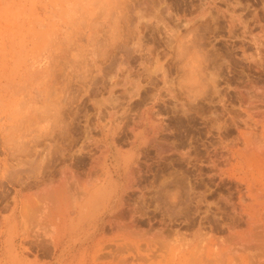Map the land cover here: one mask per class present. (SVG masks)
Wrapping results in <instances>:
<instances>
[{"label": "rangeland", "instance_id": "374dc122", "mask_svg": "<svg viewBox=\"0 0 264 264\" xmlns=\"http://www.w3.org/2000/svg\"><path fill=\"white\" fill-rule=\"evenodd\" d=\"M223 1L0 0V243L15 245L25 264H264V256L227 230V223L264 221V123L261 113L256 116L264 108L258 101L264 99V17L246 16L256 23L243 22L244 0H234L237 7ZM249 28L252 35L243 33ZM252 62L263 70L260 64L255 68L261 74L255 68L257 73H246L255 74L250 85L241 89L223 80V72ZM217 65L223 68L219 73ZM213 86L230 90L235 99L252 95L234 101L231 95L219 97L223 93ZM254 88L262 94L255 95ZM253 95L263 107L257 114L247 105ZM219 98L234 103L228 108L232 102L225 106ZM220 107L244 109L247 121L256 114L251 121L257 129L241 119L242 112L232 110L227 118L229 111L222 116ZM237 114L245 121L236 123ZM203 149L210 153L203 157ZM119 155L133 162L141 189L125 198L121 211L107 209L115 204L110 199L70 231L83 186L120 183ZM211 155L216 161L207 164ZM41 199L49 202V211ZM135 211L151 219V227L142 226L148 240L136 252L119 250L96 262L85 255L101 216L107 221L123 212L127 221ZM57 215L66 228L60 232L62 256L50 247ZM185 216L193 221L190 228L179 225ZM105 233L113 237L116 230L106 225Z\"/></svg>", "mask_w": 264, "mask_h": 264}, {"label": "bare ground", "instance_id": "6f19581e", "mask_svg": "<svg viewBox=\"0 0 264 264\" xmlns=\"http://www.w3.org/2000/svg\"><path fill=\"white\" fill-rule=\"evenodd\" d=\"M215 1V0H214ZM222 2H224L223 0H221ZM227 1V0H226ZM225 1V3H226V5H228V3L229 2H226ZM230 1V0H229ZM243 1V0H242ZM241 1V2H242ZM236 2V4H237V0L235 1ZM235 2H234V0H233V3H234V5L237 7V5L235 4ZM243 2H245V6L244 5H242V9H240V10H242L241 11V13H243V14H241L240 12V17H244V18H242V19H244L243 20V22L244 21H246V20H249L250 18H252V20H253V18H255L256 20L258 19V15L259 14H261L262 15V17H264V0H244ZM250 2H251V4H250ZM253 2H255V3H257L256 5H258L259 6V4H260V8L258 7V6H256ZM213 3V2H212ZM216 3V2H215ZM240 3V2H239ZM255 5V7H254V5ZM241 4H243V3H241ZM241 4H238L239 5V7L241 8ZM253 5V6H252ZM252 7H254V8H252ZM256 7H258V8H256ZM238 11H239V8H238ZM234 12V11H233ZM233 12H232V14H233ZM234 13H236V11L234 12ZM239 13H237V14H239ZM243 15V16H242ZM233 16H235V15H233ZM246 16H249L250 18L249 19H247L246 18ZM239 17V16H238ZM238 17H235V18H238ZM231 17H229V19H230ZM234 18V17H233ZM232 18V19H233ZM245 18H246V20H245ZM254 19V20H255ZM235 20V19H234ZM234 20H231L232 22L231 23H233V22H235ZM239 20H240V18H239ZM239 20H236V22L237 21H239ZM251 20V22L253 23L254 21H252ZM260 20V19H259ZM263 21H264V19H262ZM240 21H242V20H240ZM258 21V20H257ZM262 21V23H264ZM243 22H239V23H243ZM248 22H250V20L248 21ZM247 21H246V23H248ZM250 22V23H251ZM229 23H230V21H229ZM228 23V24H229ZM255 23H256V21H255ZM255 23H253V24H255ZM257 23H260V22H257ZM261 23V24H262ZM234 24V23H233ZM232 24V25H233ZM244 24V23H243ZM252 24V25H253ZM229 25H231V24H229ZM231 25V26H232ZM235 25V24H234ZM237 25L239 26V24H238V22H237ZM263 25V24H262ZM236 26V25H235ZM242 26V25H241ZM245 26V25H244ZM254 26V25H253ZM257 26V25H256ZM259 26H261V25H259ZM264 26V25H263ZM263 26H261V27H263ZM230 27V26H229ZM228 27V29H230V28H232V27H230L229 28ZM242 28H243V30L246 28V27H243L242 26ZM264 28V27H263ZM240 29H241V27H240ZM252 29L254 30L255 28H253L252 27ZM232 30H234L233 28H232ZM230 31V33H232L233 31ZM249 30L250 31H244L243 33H249V35H252V34H250L252 31H251V29L249 28ZM256 30V29H255ZM257 30H259V29H257ZM256 30V31H257ZM262 30V29H261ZM263 31V30H262ZM261 31V32H262ZM229 32V31H228ZM227 32V33H228ZM229 33V34H230ZM264 43V42H263ZM259 44V43H258ZM257 44V45H258ZM242 54H244V53H242ZM244 58V57H243ZM246 60H247V58H245ZM252 61V60H251ZM257 61V60H256ZM255 60L253 61V62H255V64L256 63H258V61L256 62ZM253 62L251 63V65H250V63L248 64V66H244V67H240V69H238V70H232L231 71V66L232 67H234L235 66V64H234V66H233V64L230 66V72H228L227 70H229L228 68H227V70H226V68H225V70H222V71H227V72H223V73H225V74H227V76H223V77H226V78H224L223 79V77H222V79L227 83V84H230V83H235V85L237 86V87H240L241 88V86H243V84H248L249 82H250V78H252L255 74H253V73H251V74H253V76L249 73V74H246V73H248V72H250L251 70H252V72L254 71L253 69L255 68V67H257L258 65H260V64H257V66H255V67H253ZM232 63V62H231ZM246 65V64H245ZM262 65V64H261ZM260 65V68L262 69V67H263V65L261 66ZM251 66V67H250ZM220 66L219 65H217V67H215V71L217 72L218 71V69H223V68H219ZM228 67H229V65H228ZM236 67H237V65H236ZM238 67V68H239ZM253 67V68H252ZM259 67V66H258ZM260 68H258V69H256V70H259ZM217 69V70H216ZM237 69V68H236ZM263 70V69H262ZM221 71V70H220ZM219 71V72H220ZM219 72H217V73H219ZM254 72H256V71H254ZM259 72H260V70H259ZM263 72V71H262ZM257 73V72H256ZM220 74H222V72L220 73ZM260 74H261V72H260ZM223 75V74H222ZM222 75H218V77L217 76H214V77H216V78H221L220 76H222ZM257 75L258 74H256V77H257ZM262 75H263V73H262ZM261 75V76H262ZM250 76H252V77H250ZM250 77V78H249ZM255 77V76H254ZM257 78H260V77H257ZM257 78H255L257 81H258V79ZM262 78V79H261ZM260 78V80H263V76ZM249 79V80H248ZM254 79V78H253ZM218 80V79H217ZM219 80H221V79H219ZM211 81H213V82H215L216 80L214 79L213 80V78H212V80ZM253 82H255L254 80H252ZM217 82V81H216ZM215 82V83H216ZM222 82V81H221ZM225 82H223V84L225 83ZM259 82V81H258ZM262 82H264V81H261V83ZM260 83V82H259ZM217 84V83H216ZM222 84V83H221ZM220 84V85H221ZM250 84H251V82H250ZM250 84H248V85H250ZM264 83H262L261 85L260 84H258V85H260L261 86V88L264 90V87L262 86ZM218 85H219V83H218ZM219 85V86H220ZM226 84H224V85H222L223 87H226L225 86ZM252 85H256L257 86V84H255V83H253ZM217 86V85H216ZM236 86H234V87H236ZM247 86V85H246ZM256 86H254V87H256ZM214 87V86H213ZM250 87V86H249ZM249 87H244V88H246V90L249 88ZM259 87V86H258ZM214 88H217L215 91L217 92V94L219 95V93H223V92H220L219 90H218V88L219 87H214ZM220 88H222V87H220ZM232 86L230 87V89H231V91H234V90H232ZM240 88H235V90L236 89H240ZM243 88V87H242ZM241 88V89H242ZM260 88V87H259ZM252 89H253V86H252ZM255 90H256V88H254ZM226 90L227 89H225V93H226V95H224L225 93H223V95L221 94V96H219V97H223V96H232V93L233 92H231V93H228V92H230V90H228L227 92H226ZM245 90V89H244ZM244 90H243V92H244ZM250 90V89H249ZM254 90V92H255V95H256V92H258L259 91V94L261 95L262 93H260V90L259 89H257L256 91ZM219 91V92H218ZM222 91H223V89H222ZM248 91V90H247ZM251 91H253V90H251ZM237 92H239L238 90H237ZM237 92H236V94H237ZM242 92V91H241ZM242 92V93H243ZM261 92H263V91H261ZM248 93H250V92H248ZM246 94V93H244V96L246 97V95H247V97H248V95H249V98L251 97L250 95H252V93H250V94ZM216 94V93H215ZM227 94H229V95H227ZM234 94H235V91H234ZM235 94V95H236ZM217 95V96H218ZM234 95V97H236ZM239 95H241V93L240 94H238V96ZM243 95V94H242ZM242 95L240 96L241 98H244V96L242 97ZM230 96V97H231ZM264 95L262 94V96L261 97H263ZM239 97V98H240ZM246 97V98H247ZM254 99L255 98H257V97H254V95L252 96ZM218 98V97H217ZM232 98H233V96H232ZM239 98H233V99H235L234 101H236L237 99H239ZM241 98H240V100H241ZM245 98V99H246ZM249 99L248 100V102L249 101H253L254 102V99ZM259 99H260V97H258ZM219 99H221V98H219ZM230 98H228V100H229ZM248 99V98H247ZM221 100H223V98L221 99ZM243 100V99H242ZM261 100V101H260ZM260 100H258L259 102H261L262 103V101H264V99H260ZM233 100H231V101H229V102H232ZM237 101H239V100H237ZM245 101L246 100H243V102L245 103ZM255 101H256V99H255ZM218 102V101H217ZM222 104H224L225 102H226V99H225V102H224V100H223V102L222 101H220ZM220 102H218V103H220ZM228 102V101H227ZM228 102V103H229ZM242 102V103H243ZM247 101H246V103H248ZM253 102H249V104H247V105H249L250 107H246L247 108V112H248V114L250 113L249 111V108L251 109V110H254L255 112H256V110H257V112H259L258 114H257V112H256V114H254V115H256V116H258V115H260V113H261V118H259V117H256L257 119V121H258V119L260 120V122H262V123H264V115H263V112H261L264 108V104H262V106H260L261 105V103H258L257 101H256V103H258V106H257V108L258 107H260V108H256V105H255V103H253ZM228 103H226V104H228ZM234 102H232V103H230V104H228V108H229V105L231 106V104H233ZM240 103H241V101H240ZM243 103V104H244ZM245 103V104H246ZM264 103V102H263ZM226 104H224L225 106H226ZM237 104H239V102L237 103ZM254 104V105H253ZM260 104V105H259ZM223 105V106H224ZM242 105V104H241ZM219 106H221V105H219ZM255 106V107H254ZM222 107V106H221ZM220 107V108H221ZM256 108V109H254V108ZM263 109H262V108ZM219 108V107H218ZM227 108V109H228ZM232 108V107H231ZM233 108H234V106H233ZM240 108H242V107H240ZM239 107H238V109L237 110H239L240 109ZM224 108H221V112H228V114L227 113H224L222 116H224L225 114L226 115H228V117L227 118H230L229 116H231L230 114H232V113H230L232 110L231 109H229L228 111H225V109L223 110ZM259 109H262V110H259ZM244 110V109H243ZM242 110V111H243ZM249 110V111H248ZM259 110V111H258ZM236 111V110H235ZM242 111H240V112H242ZM254 111H252V112H254ZM233 112H234V110H233ZM237 112H239V111H236V112H234V113H237ZM239 112V113H240ZM241 115L243 114V112L242 113H240ZM240 114L238 115V116H236V119H235V117H234V121H236V123H239L240 122V120L241 119H245L246 120V122H248L249 123V121H250V123L249 124H251V126L253 127V126H255V124H253L252 125V121H251V119L253 118V116L254 115H252L251 113H250V116H252V117H250L251 119H249L248 118V116H247V118H248V120L249 121H247V119H246V116H245V114H247V113H244L243 115H244V117L242 118L241 116H240ZM242 115V116H243ZM262 115H263V117H262ZM239 116L241 117V119L239 120L238 118H239ZM232 117V116H231ZM238 117V118H237ZM227 118H225V119H227ZM254 119H255V117H254ZM239 122H238V121ZM245 120H241V122H244ZM255 120V121H256ZM231 121V120H230ZM254 121V122H255ZM245 122V123H246ZM259 122V121H258ZM230 123H232V122H230ZM235 123V124H236ZM247 123V124H248ZM224 124V123H223ZM222 124V126H224ZM234 124V125H235ZM240 124H242V123H240ZM239 125V124H238ZM129 125H127V127H128ZM242 126V125H241ZM243 127H244V124H243ZM243 127H239L240 129H242ZM238 128V129H239ZM259 128V127H258ZM235 129V128H234ZM255 129H257L256 128V126H255ZM226 130V129H225ZM236 130V129H235ZM228 131V130H227ZM231 131V130H230ZM224 132H226V131H224ZM229 132V131H228ZM236 132V131H235ZM257 132V131H256ZM260 132V131H259ZM118 133V132H117ZM230 133V132H229ZM248 133H249V131H248ZM247 133V134H248ZM253 133V132H252ZM251 133V134H252ZM262 133H264V132H262ZM227 134V133H226ZM230 134H232V133H230ZM246 134V133H245ZM250 134V136H251V139H250V141H252V137H255L256 136V133L254 132V136H252ZM123 135V134H122ZM238 136V135H237ZM248 137V136H247ZM239 138V137H238ZM257 138H258V136H257ZM261 138V137H260ZM263 138H264V136H263ZM259 139V138H258ZM262 139V138H261ZM255 140V139H254ZM260 140V139H259ZM258 140V141H259ZM122 141V140H121ZM200 141V140H199ZM233 142L234 143H238V142H240L241 143V141H240V138L238 139V142L236 141V140H233ZM234 143H232V144H234ZM240 143H239V146H240ZM248 143V142H247ZM251 143V142H250ZM122 144H124V142L122 143ZM211 144H209V149H210V147L212 146H210ZM231 145V143L229 144V146L228 147H231L230 146ZM252 145V144H251ZM207 146V145H206ZM206 146H204V147H206ZM234 146H235V144H234ZM117 147V146H116ZM121 147V146H120ZM196 147H198V146H196ZM196 147H194V148H196ZM208 147H206V148H208ZM244 147V146H243ZM249 147H251V146H247V149H250ZM261 148V145L260 146H258V149L260 150V148ZM206 148H204V149H206ZM213 148H214V146H213ZM216 148V147H215ZM213 149V151L215 150L216 151V149ZM234 148V147H233ZM246 148V147H245ZM253 148H255V146L253 147ZM198 149H199V147H198ZM201 149V148H200ZM204 149H203V151H204ZM242 149V148H241ZM257 149V150H258ZM196 150V154H198L197 153V149H195ZM223 150H225V149H223ZM251 150V149H250ZM258 150V151H259ZM172 151H174V150H172ZM199 151V150H198ZM206 151V150H205ZM205 151L204 152H202V156L204 157L205 155H208L207 153H205ZM212 151V150H211ZM219 151V150H218ZM221 151H222V149H221ZM249 151V150H248ZM195 152V151H194ZM208 152V151H207ZM217 152V151H216ZM216 152H214V153H216ZM224 152H227V150H225ZM255 152H256V149H255ZM119 153V152H118ZM201 153V152H200ZM213 153V154H214ZM223 154L224 155V153L223 152H219V154ZM228 153V152H227ZM226 153V155H222L223 156V158H228L229 156V154H227ZM260 154H262L261 153V151L259 152ZM195 154V155H196ZM205 154V155H204ZM256 154V153H255ZM259 154V155H260ZM191 155V154H190ZM190 155L188 156V154H187V156L190 158ZM199 155V154H198ZM263 155V154H262ZM182 156H184V157H186L185 156V154L184 155H182ZM197 156V155H196ZM212 156V157H211ZM210 157L211 158H207V159H205L206 161L208 160V162H207V164H211L212 162V159H214L213 157H215V155H211ZM221 156V155H220ZM228 156V157H227ZM130 157V156H129ZM187 157V158H188ZM217 157V156H216ZM243 157V156H242ZM92 158V157H91ZM90 158V159H91ZM183 158V157H182ZM225 158V159H226ZM61 159V158H60ZM94 159V158H93ZM221 160L222 158H218L217 157V162H218V160ZM229 159V158H228ZM236 159V158H235ZM241 159V158H240ZM244 159V158H243ZM251 159V158H250ZM250 159H249V161H250ZM117 162H116V164H115V170L116 171H118L120 174H119V180L118 181H120V183L118 184L116 181L115 182H113V181H111V180H109V182H108V184L107 185H105L104 183H101V181H99L98 183L100 184V185H98L97 187L96 186H94V188L93 187H90V184L89 185H85V186H83L82 187V189L81 190H79L80 191V193L82 194L81 196L82 197H80L78 200L76 199V201H75V206H76V209H74L75 210V216H74V219L72 220V221H74L73 222V224H72V226L70 227V231H72V230H75L76 228H77V226L80 224V223H82V222H84L85 220H91V218H93L94 217V211H96V209H98V210H100L99 212H101V210L102 209H104V208H106V204L108 203V201L110 200V199H114V198H116V200H114V207L113 208H110V207H108L107 209H115V210H117L118 209V211H121L120 209H124V207L123 206H125V198L127 197V196H130V195H132V194H134V192H137L139 189H141L139 186V184L136 182V175H137V171H135V168L133 167V162L130 160V159H128L127 157H125V156H121V155H119V156H117ZM211 160V161H210ZM232 160V159H231ZM242 160V159H241ZM264 160V159H263ZM206 161H205V163L204 164H206ZM214 161H216V159H214L213 160V162ZM222 161H223V159H222ZM221 161V164H223V162ZM227 161V160H226ZM95 162V160L93 161V163ZM196 162L198 163V161H197V159H196ZM200 162H202V161H200ZM246 162V161H245ZM189 163V162H188ZM218 163H220V162H218ZM230 163H232V162H230ZM199 164V163H198ZM207 164H206V166H207ZM194 165V164H193ZM192 165V166H193ZM200 165V164H199ZM218 165H220V164H218ZM245 165V164H244ZM211 166V165H210ZM90 167V166H89ZM93 167V166H92ZM221 167V166H220ZM194 168H196V167H194ZM201 168V167H200ZM199 168V169H200ZM209 168H212V167H209ZM246 168V167H245ZM92 169H94V168H91V170ZM197 169V168H196ZM229 169V168H228ZM248 169V168H247ZM68 170V169H67ZM211 170V169H210ZM225 170V169H224ZM97 171V170H96ZM200 171H201V169H200ZM200 171H196V172H198V175H200L199 174V172ZM203 171V170H202ZM220 171V170H219ZM231 171V170H230ZM92 172V171H91ZM94 172V171H93ZM94 173H96V172H94ZM236 173H238V172H236ZM91 174V173H90ZM139 174V173H138ZM194 174H195V170H194ZM140 175V174H139ZM214 175L216 176V175H218V173L216 174V173H214ZM74 176H75V174H74ZM88 176V175H87ZM97 177L99 176V175H96ZM95 176V177H96ZM197 176V175H196ZM221 176V175H220ZM76 177V176H75ZM91 177V176H90ZM140 177H142V175L140 176ZM226 177V176H225ZM225 177H223L224 179H225ZM87 178H89V176L87 177ZM138 178V177H137ZM230 178V177H229ZM196 179V178H195ZM220 180V179H219ZM231 180V179H230ZM75 181V180H74ZM80 181V180H79ZM221 181V180H220ZM219 181V183L221 184V182ZM223 181V180H222ZM232 182H234V181H232ZM77 183H78V181H77ZM82 183V182H81ZM86 183V182H85ZM237 183V182H236ZM234 184V183H233ZM238 184V183H237ZM237 184H236V187H237ZM260 184V183H259ZM76 185V184H75ZM241 185V184H240ZM240 185H238V186H240ZM243 185V184H242ZM80 185L78 184V187H79ZM218 186V185H217ZM216 186V187H217ZM235 186V185H234ZM256 186V185H255ZM96 187V188H95ZM235 187V188H236ZM250 187V186H249ZM77 188V187H76ZM80 188H81V186H80ZM239 188V187H238ZM237 188V189H238ZM236 189V190H237ZM241 191H243V190H241ZM139 192H141V190L139 191ZM258 192H259V190H257V193H256V199L257 198H260V197H257V196H260V194L258 195ZM195 193V192H194ZM243 193V192H242ZM142 194V193H141ZM198 194V193H197ZM191 195V194H190ZM194 195V194H193ZM198 195H200V194H198ZM262 195V194H261ZM192 196V195H191ZM196 196V195H195ZM262 196H264V195H262ZM261 196V197H262ZM46 197V196H45ZM198 197V196H197ZM197 197H196V200H197ZM193 198H195V197H193ZM201 198V197H200ZM240 198V197H239ZM246 198V197H245ZM263 198V197H262ZM261 199V198H260ZM42 200V199H41ZM190 200V199H189ZM198 200H199V198H198ZM43 201V200H42ZM41 201V202H42ZM46 200L44 199V201H43V204L44 205H46L45 206V208L47 207V204H49V202H45ZM60 201V200H59ZM58 201V202H59ZM113 201V200H112ZM45 202V203H44ZM61 202V201H60ZM191 202H193V201H191ZM190 202V203H191ZM188 203H189V201H188ZM198 203H200V201L199 202H197V204ZM192 204V203H191ZM195 205H197L196 204V201H195V203H194ZM260 204V203H259ZM187 205V204H186ZM253 205V204H252ZM49 206V205H48ZM55 206H57V205H55ZM54 205H53V209H61L62 207V205L60 204V205H58L57 207H55ZM191 206V205H190ZM198 206V208H199V204L197 205ZM197 206H195L196 208H197ZM25 207V206H24ZM44 207V206H43ZM123 207V208H122ZM130 207V206H129ZM231 207H232V204H231ZM235 207V206H234ZM238 207V206H237ZM264 207V206H263ZM23 208V207H22ZM75 208V207H74ZM125 208H127V207H125ZM187 208V207H186ZM191 208V207H190ZM194 208V207H193ZM192 208V209H193ZM195 208V211L197 210ZM46 209H48V207L46 208ZM234 209H236V208H234ZM182 210V209H181ZM186 210V209H185ZM191 210V209H190ZM48 211H49V209H48ZM73 211V210H72ZM172 212L173 210H171V209H168V210H166V212L168 213V212ZM179 211H180V209H179ZM194 211V210H193ZM97 212V211H96ZM111 212V214L114 212V211H110ZM182 212V211H181ZM184 212H186V211H183V213ZM47 213V212H46ZM50 213V212H49ZM188 213V212H187ZM182 214V213H181ZM181 214H179V215H181ZM189 214V213H188ZM188 214H186V216L188 215ZM54 215V214H53ZM193 215H195V213L193 214ZM200 215V214H199ZM41 216V215H40ZM39 216V217H40ZM123 216H124V214H123V212H120V213H117V215H110L109 216V219L107 220V221H103V217L101 216L100 217V219H101V227L99 228V232H98V234H95V233H93V235L91 234V235H89V239L91 240L90 241V243H89V246H87V249H84V253H85V255H87L93 262H96V261H98V260H107V259H110V258H112V256H114V257H116L117 256V252L119 251V250H123V251H125V250H127V251H131L132 253L133 252H136V250L138 249V247H139V245H141V244H143V243H146V241L148 240L147 239V236H148V232H147V230H145V229H143V225H145V226H148V227H151V223H150V221H151V219H149V217H145V215L143 214V213H140V212H138L137 213V211H135L133 214H130L128 217L129 218H126V219H128L127 221H124V219L125 218H123ZM183 216H184V214H183ZM186 216L185 217H183V221L182 222H180V226L181 225H183L182 226V228H187V226H188V224L189 225H191V223L190 222H193V221H191L192 219L191 218H186ZM189 216V215H188ZM126 217V216H125ZM54 218V217H53ZM53 218H52V221H54V220H58V223H57V226H55L54 228H56V230H55V234H54V236H53V238H52V241L50 242L51 243V245L52 246H50V247H53V249H54V251H60V254L58 255V256H62V253L64 252V250H63V248L61 249V246H62V244H61V240H60V232H62V231H64V230H66V228H64L63 226H62V224L63 223H65V221H63V220H61V219H63L62 217H61V215H57V217H56V219H54L53 220ZM198 218V217H197ZM241 218L243 219V217L241 216ZM199 222V221H198ZM70 223V222H69ZM65 225V224H64ZM69 225V224H68ZM108 226V227H111V228H115V230H116V234L114 235V234H112L113 235V237H110V236H108V235H106V233H105V226ZM195 225V224H194ZM141 227H142V229H141ZM189 227V226H188ZM195 227V226H194ZM190 228V227H189ZM191 228H193L192 226H191ZM68 229V228H67ZM65 232V231H64ZM97 236H100L99 238H97ZM118 237V238H117ZM48 241V240H47ZM88 243V242H87ZM38 244V243H37ZM46 245V244H45ZM50 245V244H49ZM46 246H48V245H46ZM196 248V247H195ZM194 248V249H195ZM42 249H44V252H45V248H42ZM41 249V250H42ZM40 250V249H39ZM40 250V252H43V250L41 251ZM50 250H51V248H50ZM126 252V251H125ZM191 252V251H190ZM194 252H195V250H194ZM45 254V253H44ZM121 254H123V253H121ZM191 254V253H190ZM24 255V254H23ZM49 255V254H48ZM190 256V255H189ZM49 257V256H48ZM123 258V257H122ZM123 259H125V257L123 258ZM24 260H22V259H20V257H19V255H18V252L16 251V247H15V245H11V246H7V245H5V244H3V243H0V264H25V262H23Z\"/></svg>", "mask_w": 264, "mask_h": 264}, {"label": "crops", "instance_id": "0c3cea01", "mask_svg": "<svg viewBox=\"0 0 264 264\" xmlns=\"http://www.w3.org/2000/svg\"><path fill=\"white\" fill-rule=\"evenodd\" d=\"M246 214H252L249 207H241ZM253 215V214H252ZM259 215V214H258ZM250 219H256L254 216H248ZM227 230H231L233 236L235 237L233 240H238L239 243L243 245H248L251 247V251L257 252L258 256H264V221H260L259 219L252 221H242V222H232L227 223ZM229 236V232L227 233V237ZM259 258H257L258 260Z\"/></svg>", "mask_w": 264, "mask_h": 264}]
</instances>
